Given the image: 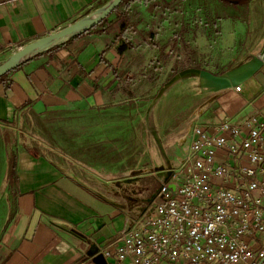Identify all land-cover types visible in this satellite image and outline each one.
<instances>
[{
  "label": "crops",
  "instance_id": "0c3cea01",
  "mask_svg": "<svg viewBox=\"0 0 264 264\" xmlns=\"http://www.w3.org/2000/svg\"><path fill=\"white\" fill-rule=\"evenodd\" d=\"M109 1L0 3V64L20 47L85 18ZM262 3L264 0H250V14L244 20L233 17L231 10L225 11L221 0H149L137 2L138 8L131 2L122 8L129 16V28L122 40L117 39L121 22L110 28L115 18L112 15L104 25L35 55L0 79V264H95L93 259L98 255L105 259L102 249L110 246L117 233L140 213L135 207H127L126 202L111 200L88 179L76 177L71 167L50 156L39 144L28 145L23 135L26 121L60 111L120 103L128 93L124 86L127 64L133 62L137 68V62L153 60L151 53L137 56L135 52L130 57L127 52L133 44L138 49L147 44V48L169 49L174 37L181 35L183 49L194 43L200 58L220 43L227 60L237 61L241 25L253 19L258 27L252 31L262 30L259 38H264V9L259 10ZM135 9L137 18L133 22ZM207 13L222 16L214 22L218 33L211 37L206 32ZM104 28L107 31H101ZM127 40L132 46L120 52L118 46ZM255 52L250 50V56ZM211 105L212 112L209 119H202L204 123L262 109L264 67L240 88L219 91ZM177 152L173 149V157L168 154L171 159H167V166ZM156 192L152 191V197Z\"/></svg>",
  "mask_w": 264,
  "mask_h": 264
},
{
  "label": "rangeland",
  "instance_id": "374dc122",
  "mask_svg": "<svg viewBox=\"0 0 264 264\" xmlns=\"http://www.w3.org/2000/svg\"><path fill=\"white\" fill-rule=\"evenodd\" d=\"M133 6L138 8L137 2ZM263 9L264 3L259 10ZM132 17L135 22L137 17ZM257 27L253 19L239 27L240 57L234 62L223 55L220 43L200 58L191 41L189 48L183 49L181 35L174 37L169 49L147 48L148 44L138 49L133 44L127 52L130 57L135 52L137 56L151 53L153 60L137 62V68L133 62L127 64L124 86L128 93L120 103L32 118L23 125L24 138L28 145L39 144L50 156L71 167L76 177L88 179L111 200L126 202L127 207L142 213L160 187L158 172L168 167L167 159L173 157L170 143L186 132L196 115L201 121L209 119L211 104L219 92L204 90L197 75L180 77L179 73L196 67L221 74L243 64L252 57L250 50L255 49L257 54L264 46V38H259L262 30L252 31ZM139 41L134 37L135 43Z\"/></svg>",
  "mask_w": 264,
  "mask_h": 264
},
{
  "label": "built area",
  "instance_id": "2783aa9c",
  "mask_svg": "<svg viewBox=\"0 0 264 264\" xmlns=\"http://www.w3.org/2000/svg\"><path fill=\"white\" fill-rule=\"evenodd\" d=\"M199 116L151 202L102 249L107 264H264V107Z\"/></svg>",
  "mask_w": 264,
  "mask_h": 264
},
{
  "label": "water",
  "instance_id": "95a60500",
  "mask_svg": "<svg viewBox=\"0 0 264 264\" xmlns=\"http://www.w3.org/2000/svg\"><path fill=\"white\" fill-rule=\"evenodd\" d=\"M124 0H110L99 10L89 14L85 18L66 26L65 28L44 36L34 42L20 47L7 60L0 64V78L15 69L19 64L35 55L49 50L69 38L81 34L100 24L108 17ZM264 67V46L259 53L254 54L248 61L228 71L217 74L204 68H188L179 73L180 77L197 75L201 79V85L206 91H223L236 88L254 77ZM164 169V168H163ZM161 169V171L163 170ZM162 176L169 177L170 173L161 172ZM174 187V186H173ZM95 264H107L101 255L93 259Z\"/></svg>",
  "mask_w": 264,
  "mask_h": 264
},
{
  "label": "trees",
  "instance_id": "16d2710c",
  "mask_svg": "<svg viewBox=\"0 0 264 264\" xmlns=\"http://www.w3.org/2000/svg\"><path fill=\"white\" fill-rule=\"evenodd\" d=\"M140 1L147 2L149 0H124L108 17H106L100 24L94 26L91 29H94V28H97L98 26L104 25L112 15H115V18L113 19L114 21L112 22L110 28H113L115 22L120 21L121 22V33L118 35L117 39L122 40V38L125 37V34L127 33L128 28H129V19H128L129 16L127 15L126 10L122 11V8L127 7V6L129 7V4L131 2H140ZM221 1L223 2L224 6L226 7L225 11L231 10L233 12L232 13L233 17H243V19L246 20V18L250 14L249 13L250 12V10H249L250 0H238L237 3H234L231 0H221ZM224 15H228V13L225 12ZM221 17L222 16H220L219 14L217 16H213L210 13L206 14L205 24L208 25V28L206 31L208 36L211 37L213 34L218 32L215 30L214 22H216V20L218 18H221ZM211 25H212V27H211ZM213 27H214V29H212ZM101 31H107V28H104ZM131 46H132L131 43L125 41V42H122L118 46V49L120 52H124V51H127ZM231 68H233V67H231ZM3 77H1L0 79H2Z\"/></svg>",
  "mask_w": 264,
  "mask_h": 264
}]
</instances>
